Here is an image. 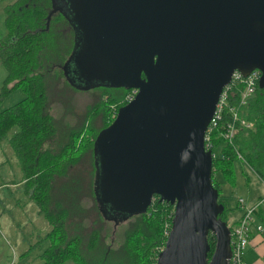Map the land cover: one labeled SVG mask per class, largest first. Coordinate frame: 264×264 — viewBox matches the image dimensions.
<instances>
[{
	"label": "water",
	"instance_id": "water-1",
	"mask_svg": "<svg viewBox=\"0 0 264 264\" xmlns=\"http://www.w3.org/2000/svg\"><path fill=\"white\" fill-rule=\"evenodd\" d=\"M69 1L79 77L136 91L95 141L102 201L115 218L172 207L155 264H230L204 134L233 72L259 71L264 94V0Z\"/></svg>",
	"mask_w": 264,
	"mask_h": 264
},
{
	"label": "trees",
	"instance_id": "trees-1",
	"mask_svg": "<svg viewBox=\"0 0 264 264\" xmlns=\"http://www.w3.org/2000/svg\"><path fill=\"white\" fill-rule=\"evenodd\" d=\"M4 11L7 34L0 42V60L6 70V78L0 89V104L16 91H21L24 97L0 111V146L7 141L12 148L22 171V183L27 186L25 195L29 202L37 205L39 214L51 229L47 235L51 239V246L41 255L44 264H155L168 234L172 207L153 197L145 211L124 215V218L120 214L122 217L115 218L116 213L110 210L99 194L95 141L98 134L113 122L130 89L94 86L82 90L73 85L71 87L68 66L78 47L79 37L67 16L57 9L56 0H14L6 5ZM57 75L75 91H98L100 95L98 101L87 108L81 122L70 129L66 136L67 143L62 142L60 148L52 149L53 98H49V88L52 90L58 83L55 79ZM72 77H79V74H72ZM237 96L235 90L229 92L225 110L215 126L206 131L204 141L206 149L213 156L211 184L218 194L217 204L222 207L217 221L229 233L238 218L228 221L229 209L221 198V182L234 186L232 175L234 163L238 161L237 155L264 181V94L257 86L254 95L238 109V119L251 127L243 128L235 122L236 134L232 144H228L223 134L231 123L228 108L236 107ZM96 119L101 124L98 128L92 125ZM46 144L48 146L44 147ZM85 156H88L86 162H81ZM82 164L84 169H79ZM85 164L89 170H86ZM71 169L73 171L67 184L55 190V182L67 179ZM217 175L221 182L216 179ZM72 184L77 192L91 198L93 214L89 215L94 217L96 224L104 221L117 226L122 221L129 222L122 251L110 261L97 260L93 254L98 230L90 234L88 248H83L81 234L68 238ZM263 214L264 208L255 215V222L257 218L263 222ZM207 245L209 259L214 246V239L210 235L207 236ZM110 254L113 255V252Z\"/></svg>",
	"mask_w": 264,
	"mask_h": 264
},
{
	"label": "rangeland",
	"instance_id": "rangeland-1",
	"mask_svg": "<svg viewBox=\"0 0 264 264\" xmlns=\"http://www.w3.org/2000/svg\"><path fill=\"white\" fill-rule=\"evenodd\" d=\"M14 0L0 1V42L6 37L7 31L4 26L5 7L11 4ZM57 9L61 10L72 23L71 4L69 0H56ZM69 84L77 89H91L99 84V81L94 78L83 80L81 77H72V63L68 66ZM6 78V70L0 60V89L3 81ZM58 83L53 89L49 88V98H53L52 118L54 121V133L52 137V149L60 148L62 142L67 143L66 136L72 127L77 126L85 114L87 108L95 104L100 93L75 91L63 83L59 75L55 77ZM74 80V82H72ZM24 94L21 91H16L10 94L1 104L0 111L13 106L22 100ZM95 128L100 127L99 119L92 123ZM93 127V128H94ZM60 141L58 144L57 142ZM46 144L44 147H47ZM88 156H85L81 162H86ZM238 161L234 163V174L232 181L234 186L222 183L217 175L216 179L221 182V198L224 199L227 208L229 209L228 221L230 222L235 211H240L236 207L238 198L245 199L247 179L250 186L248 190L253 194L264 193V181L259 179L256 174L246 165L245 162ZM81 164V163H80ZM79 164V165H80ZM86 170H89L85 164ZM79 169H84L83 164ZM85 170V171H86ZM72 169L69 171L67 179H58L55 182L56 187L67 184ZM23 176L19 167V163L13 153L8 142L5 141L0 146V264H11L14 257L15 264H44L41 255L51 246V239L47 236L51 229L45 221L44 217L39 214L38 207L35 203L28 201L26 197L27 186L22 183ZM231 180V179H230ZM22 183V184H21ZM72 183H74L72 181ZM6 185L5 187H3ZM55 196V195H54ZM264 195L257 198L262 199ZM250 202V203H254ZM247 202H249L247 200ZM83 209H81V208ZM235 207V209H234ZM93 202L91 198L83 192H77L72 184V216L69 220L70 237L75 234L82 235L83 248L90 244V234L94 230L97 241H94L95 251L93 252L97 260L110 261L114 256H118L122 251V245L128 234L129 222H121L114 226L113 223H105L100 221V225L96 224L93 214ZM262 229L264 224L261 225ZM264 232V229H263ZM57 242V241H56ZM82 250V249H81ZM84 252V250H82ZM113 252V255L110 253ZM85 253V252H84ZM110 254V255H109ZM108 258L106 259V257Z\"/></svg>",
	"mask_w": 264,
	"mask_h": 264
},
{
	"label": "built area",
	"instance_id": "built-area-1",
	"mask_svg": "<svg viewBox=\"0 0 264 264\" xmlns=\"http://www.w3.org/2000/svg\"><path fill=\"white\" fill-rule=\"evenodd\" d=\"M259 78L260 73L257 70L251 71L246 77H242L238 72H233L229 84L222 89L218 97L212 119L206 131H209L210 128L214 127L217 121H219L221 113L223 110H225L228 103L229 92H231L232 90H235V93L238 95V100L236 107L228 108L229 112L231 113V123L226 126L223 138L225 142H227L228 144H232L233 137L236 134L235 122H238L239 126L243 128H250V124H246L243 120L238 119L237 111L238 109H241V107H243L254 95ZM135 94V90H130L124 96V105L131 102ZM205 140L206 139L204 134V141ZM205 150H207L206 147ZM237 159H239L240 162H243L239 155H237ZM236 203V207L240 210V214L237 222L233 224L229 233V263L245 264L243 257L244 252L249 244L251 229H254V231H256L258 234H261L263 232L261 225L255 224V215L260 209L264 208V197L262 199H258L254 203L247 202L246 199L238 198L236 200ZM11 264H15L14 257Z\"/></svg>",
	"mask_w": 264,
	"mask_h": 264
},
{
	"label": "crops",
	"instance_id": "crops-1",
	"mask_svg": "<svg viewBox=\"0 0 264 264\" xmlns=\"http://www.w3.org/2000/svg\"><path fill=\"white\" fill-rule=\"evenodd\" d=\"M262 185L264 186L263 182L261 181ZM245 186H246V195L244 196L246 200H248L249 202H253L255 201L257 198L261 197L262 194H251L250 191L248 190V188L250 186L247 179L245 181ZM6 185H4L3 187H5ZM224 201V199H222ZM235 209V207H234ZM240 212L239 211H235L234 215L232 216L231 221L237 220V218L239 217ZM262 218L264 219V214L262 216ZM255 224H260L263 225V222H260V219L258 220V218L256 219ZM264 229V228H263ZM262 229V231H263ZM244 262L245 264H264V232H262L261 234H258L256 231H254V229H251V233H250V239H249V244L244 252Z\"/></svg>",
	"mask_w": 264,
	"mask_h": 264
},
{
	"label": "flooded vegetation",
	"instance_id": "flooded-vegetation-1",
	"mask_svg": "<svg viewBox=\"0 0 264 264\" xmlns=\"http://www.w3.org/2000/svg\"><path fill=\"white\" fill-rule=\"evenodd\" d=\"M72 62H73V59H72ZM72 66H75V64L73 63ZM78 72H79V70H76V67L75 68H72V74L73 75H77ZM68 74H70V71H68ZM91 92L92 93H95V92H98V91H91ZM152 200H153V198H152ZM152 200H151V202H152Z\"/></svg>",
	"mask_w": 264,
	"mask_h": 264
}]
</instances>
